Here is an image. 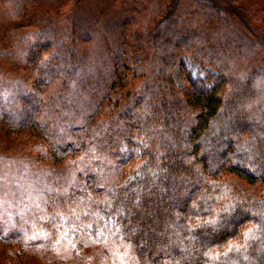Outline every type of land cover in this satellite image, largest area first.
Here are the masks:
<instances>
[{
  "label": "trees",
  "instance_id": "16d2710c",
  "mask_svg": "<svg viewBox=\"0 0 264 264\" xmlns=\"http://www.w3.org/2000/svg\"><path fill=\"white\" fill-rule=\"evenodd\" d=\"M4 7L11 20L23 16L21 1ZM250 13L236 0L121 2L120 45L137 59L111 65L115 88L78 84L89 101L66 145L75 181L45 203L46 251L94 248V264H264V31ZM70 21L63 12L25 26V51L45 74L61 71L50 35L70 41ZM185 56L208 87L176 86ZM5 232L2 242L23 237Z\"/></svg>",
  "mask_w": 264,
  "mask_h": 264
},
{
  "label": "rangeland",
  "instance_id": "374dc122",
  "mask_svg": "<svg viewBox=\"0 0 264 264\" xmlns=\"http://www.w3.org/2000/svg\"><path fill=\"white\" fill-rule=\"evenodd\" d=\"M6 1L14 0H0V238L8 230L23 237L0 241V264L10 254L12 264H94V248L75 246L59 255L46 251L39 240L47 235L38 221H47V199L60 195L75 181L73 153L66 145L86 120L89 101L78 84L85 88L87 82H109L115 88L118 81L108 78L111 65L119 63L118 58L137 59L120 45L117 11L124 0H16L21 1L23 14L16 20L7 15ZM236 2L255 15L253 23L264 31V0ZM63 12L71 19V40L60 41L51 33L61 71L51 69L45 74L41 59L25 51V26L34 22L49 26ZM171 77L184 90L191 82L209 86L205 70L189 56L173 69ZM59 81L65 84L66 93ZM41 142L51 149V158L41 156ZM55 215L54 223L63 230V237L73 241L75 229L58 211Z\"/></svg>",
  "mask_w": 264,
  "mask_h": 264
}]
</instances>
